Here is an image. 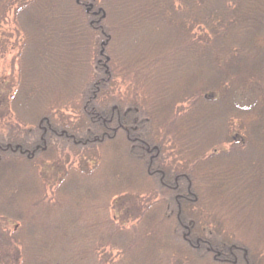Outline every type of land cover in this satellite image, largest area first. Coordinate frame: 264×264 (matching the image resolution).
<instances>
[{
  "label": "trees",
  "instance_id": "1",
  "mask_svg": "<svg viewBox=\"0 0 264 264\" xmlns=\"http://www.w3.org/2000/svg\"><path fill=\"white\" fill-rule=\"evenodd\" d=\"M5 5L24 41L3 98L14 118L3 144L19 150L0 151V166L19 176L13 204L0 190V221L15 224L0 226V264H88L110 246L124 247L122 264H166L158 249L260 264L197 214L226 206L218 224L264 187V0H0V22ZM250 85L261 100L237 105ZM126 198L135 232L115 235Z\"/></svg>",
  "mask_w": 264,
  "mask_h": 264
},
{
  "label": "rangeland",
  "instance_id": "2",
  "mask_svg": "<svg viewBox=\"0 0 264 264\" xmlns=\"http://www.w3.org/2000/svg\"><path fill=\"white\" fill-rule=\"evenodd\" d=\"M87 5L88 6L86 12L89 13L91 12L90 7L92 6V4H87ZM15 8L16 5H13L10 8H8L5 5V7L1 11L3 18L1 19L0 22V36H1L0 41L2 45L1 53H0V142L5 141L8 133L7 131L9 125L14 124V118L12 117L11 113L5 115V117L2 118L3 115L5 114L3 109H5L6 107L3 98L6 92L16 90L17 83L19 81L20 71H21L19 67L20 65H19L18 55L22 48V43L24 41L23 40L24 34L22 33L21 30H19L20 28H18L15 24V19H16V13L14 12ZM143 42L145 41H125V44L128 43L127 47L125 48L131 49L130 45L133 48L134 46H136V44H141ZM123 46L124 45H122V48H124ZM48 82L46 83L49 86L50 82L49 83ZM117 83L119 82L117 81ZM118 88L120 89V91L124 89L122 86ZM237 91L238 92L235 96V103L244 108L252 106V104H254V102L256 101L259 102V100H261L260 97L263 94V92H261V88L254 85H250L248 87H242ZM261 101H262L261 105L264 104L263 99ZM64 114H65L64 116H72L68 112ZM262 114L264 115V112ZM257 115H259V111H256L255 116L253 114V116L251 117L255 118L257 117ZM69 143H75V142L70 141ZM224 148H228V146L226 145L224 146ZM49 153L50 154L52 153L51 150L49 151ZM67 163H68L67 165L71 164L70 166H68L70 167V169L76 168L80 165L79 160L75 157H70L67 160ZM95 164H93V162L87 163L86 169L88 171L92 170ZM2 165L0 166L1 167L0 185H2V187H0V190L5 202L11 205L13 204V201L10 197L6 195L8 194V190L6 189L10 187L12 184L18 182L16 178H18L19 175L17 174L16 169L11 171L9 169H4ZM18 167L16 168L19 169ZM70 169H67L65 174H68ZM29 173L31 176H34L33 172H29ZM11 177L13 179H11ZM46 190L49 193V195H51V189L47 187ZM254 190H256V192L253 191V189L250 190L249 196L244 194V197H242L240 200L241 205L240 206L237 205L234 207L236 208V211L230 213L226 212L224 215H222L223 217L219 220L218 224L217 221L213 222L215 221L213 218H215L214 214L218 212L217 207L219 205L217 203L212 204V200H211V204L206 208L213 209V212L215 211L216 212L214 214H211L209 220H207L205 215L201 214L204 213L205 210L199 209L200 212L197 214L198 215L197 218L201 219L202 217L204 220L201 221H206V222L210 221L207 223H214L216 226H218L221 223V225L218 227V231L216 232L217 235L216 236L214 235L216 238H221L224 235L230 236L232 235V233L235 232L237 237L243 240L249 246V250L251 251L250 253L252 254L250 256L253 257V259H255L257 258V256L255 257V255L258 256L260 255L258 257V259H261L260 264H264V256H263L264 255V187L263 185L258 184L254 188ZM31 202L33 201L31 200ZM43 202L49 204L54 201H52L51 198L50 199L46 198L43 200ZM214 202H218V200H215ZM131 203H133L132 199L130 198L125 199L124 204L127 205L123 206V208L121 209L122 211L121 213L122 216L120 217L121 221L117 227L115 226L114 223L109 222L108 228L109 230L110 229H112V231L114 230L113 234H115L117 231L121 232L124 229L128 230L132 234L135 232V229L132 227L134 223L131 222V219L133 217V211L131 210L132 208ZM219 207H220L219 208L220 211H224L223 208H226V206H219ZM85 211L89 212L90 209H86ZM82 222L81 224L86 223V222L84 223ZM118 222L119 219L115 220V223ZM0 224H1L0 226L8 233L13 230L14 228L13 226L15 225L12 222H3V221L2 222L0 221ZM117 234L118 233H116L115 235ZM233 236H235V234H233ZM110 247L112 249L106 248L104 252H102L103 254L101 255L92 254V257H88L89 260L88 264H122L123 260L125 258H128L126 254H123L124 247L122 246H110ZM158 250L160 252V254H158L159 255L158 258L164 261L166 264H188L183 260L175 259L174 255H171V253L169 252L170 251L169 249H165L168 253L164 252L163 249H158ZM138 259L141 261V263H144L142 262L143 255L139 256Z\"/></svg>",
  "mask_w": 264,
  "mask_h": 264
},
{
  "label": "flooded vegetation",
  "instance_id": "3",
  "mask_svg": "<svg viewBox=\"0 0 264 264\" xmlns=\"http://www.w3.org/2000/svg\"><path fill=\"white\" fill-rule=\"evenodd\" d=\"M5 149H8L9 151H11L13 153H15L17 150H19L18 145H15L14 147H11L9 149L8 145H4L3 142H0V151H4Z\"/></svg>",
  "mask_w": 264,
  "mask_h": 264
},
{
  "label": "water",
  "instance_id": "4",
  "mask_svg": "<svg viewBox=\"0 0 264 264\" xmlns=\"http://www.w3.org/2000/svg\"><path fill=\"white\" fill-rule=\"evenodd\" d=\"M89 10V9H88Z\"/></svg>",
  "mask_w": 264,
  "mask_h": 264
}]
</instances>
